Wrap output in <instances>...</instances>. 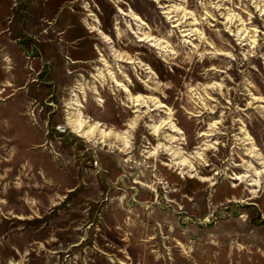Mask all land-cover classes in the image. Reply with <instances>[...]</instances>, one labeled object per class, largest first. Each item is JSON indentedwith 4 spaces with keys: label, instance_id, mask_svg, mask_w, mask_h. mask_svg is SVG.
<instances>
[{
    "label": "rangeland",
    "instance_id": "obj_1",
    "mask_svg": "<svg viewBox=\"0 0 264 264\" xmlns=\"http://www.w3.org/2000/svg\"><path fill=\"white\" fill-rule=\"evenodd\" d=\"M0 264H264V0H0Z\"/></svg>",
    "mask_w": 264,
    "mask_h": 264
},
{
    "label": "bare ground",
    "instance_id": "obj_2",
    "mask_svg": "<svg viewBox=\"0 0 264 264\" xmlns=\"http://www.w3.org/2000/svg\"><path fill=\"white\" fill-rule=\"evenodd\" d=\"M160 47V46H159Z\"/></svg>",
    "mask_w": 264,
    "mask_h": 264
}]
</instances>
